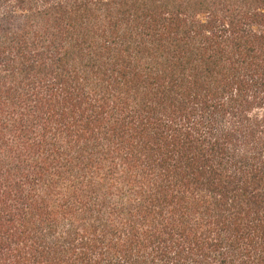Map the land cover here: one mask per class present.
I'll use <instances>...</instances> for the list:
<instances>
[{
	"label": "trees",
	"instance_id": "1",
	"mask_svg": "<svg viewBox=\"0 0 264 264\" xmlns=\"http://www.w3.org/2000/svg\"><path fill=\"white\" fill-rule=\"evenodd\" d=\"M0 264H264V0H0Z\"/></svg>",
	"mask_w": 264,
	"mask_h": 264
}]
</instances>
